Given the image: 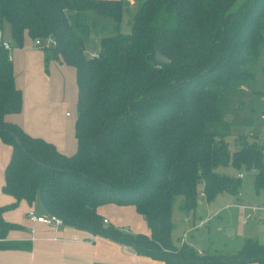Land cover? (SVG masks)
<instances>
[{
    "label": "trees",
    "instance_id": "trees-1",
    "mask_svg": "<svg viewBox=\"0 0 264 264\" xmlns=\"http://www.w3.org/2000/svg\"><path fill=\"white\" fill-rule=\"evenodd\" d=\"M234 1L135 0L121 33L122 0H0L10 46L49 37L45 59L73 67L76 91L75 149L65 154L8 120L22 95L0 45V140L11 149L1 191L12 199L0 206V250L28 248L3 241L19 227L2 214L36 199L63 226L163 264H264V244L253 238L232 255H197L170 238L178 197L186 215L200 193L206 203L237 195L240 178L218 167L251 172L252 188L264 189V145L249 134L264 117L253 113L264 0L229 11ZM90 33L99 36L97 57L84 51ZM155 52L167 62L156 63ZM235 127L249 132L234 130L228 141ZM105 206L131 208L146 233L103 224Z\"/></svg>",
    "mask_w": 264,
    "mask_h": 264
},
{
    "label": "rangeland",
    "instance_id": "rangeland-1",
    "mask_svg": "<svg viewBox=\"0 0 264 264\" xmlns=\"http://www.w3.org/2000/svg\"><path fill=\"white\" fill-rule=\"evenodd\" d=\"M240 2L241 0H235L231 4L229 11H235ZM122 3L124 9L122 11L120 32L126 33L128 31L129 16L135 7V0H122ZM89 18H92L91 14ZM0 31L2 40L10 42L8 24L5 21H3ZM98 40L99 36L94 33L88 35L84 40V51L86 54L99 50ZM26 41L29 42L30 40L26 39ZM30 43L32 42L30 41ZM31 48L41 55L42 66L45 68L44 73L39 74L38 77L44 82L45 86L42 87L41 84L38 83L41 96H39L35 106L39 104V107L42 106L44 109L40 112L41 120L47 124L52 122L58 126V128L55 127V131L57 130L56 140L58 144L62 146V149L57 147L55 143L54 145L61 151L69 153L75 149L73 139V124L76 118L74 69L72 66L58 63L53 59L46 60V56L41 48L34 47L33 44ZM12 52L11 50L9 51L10 54ZM14 53L16 55L17 53L22 54L18 49L15 50ZM23 56H26V54H23ZM256 67L255 90L258 91L257 93L259 94L253 97V113L255 116H258L264 112V57L259 58ZM17 73L18 71L16 75ZM33 78L35 80L34 76ZM47 89L48 95L44 97L41 91ZM65 113H67V115ZM261 122V118L258 117L250 132L259 134L262 130ZM237 129L238 131H248L241 127H235L231 132V136L226 138L228 141L232 140L235 134L234 130ZM216 171L227 175L242 173L243 176L240 178V185L237 193V195L240 196L239 200L242 201L240 203L250 207L264 206V189L255 191L252 188L251 172L236 171L231 167H218ZM181 201L182 199L178 197L171 211L170 220L173 229L170 238L173 243L181 245L179 240L185 233V244L183 243V245L201 254L207 253L209 255H232L239 250L242 239L244 238H253L257 243L264 244V225L260 223H258L256 227H254V225L250 227L249 224L246 226L242 225L239 210L235 208L225 209V206L236 203V199L227 195V193H222V195L217 196L209 203H206L203 199H199L196 203L195 210L186 215H183L179 211ZM30 210L36 215H41V217L47 216V214L42 212L40 203L36 199L31 205ZM21 213H23L21 209L15 211L16 215ZM103 218L113 227L120 229L123 233L129 232L130 234H135L147 231L142 219L138 217L134 211L124 216L119 213H113L111 215L106 214ZM259 227L262 228L261 231H258ZM228 230L232 232L231 235L228 234ZM139 257V260L142 261V259H144L146 261L145 264H163L162 262L153 261L143 256Z\"/></svg>",
    "mask_w": 264,
    "mask_h": 264
},
{
    "label": "crops",
    "instance_id": "crops-1",
    "mask_svg": "<svg viewBox=\"0 0 264 264\" xmlns=\"http://www.w3.org/2000/svg\"><path fill=\"white\" fill-rule=\"evenodd\" d=\"M30 41L32 42V40ZM30 41L28 42L25 40L22 44L23 48L22 46L19 48H13L11 46L10 49L13 51L11 54L9 53V55L13 66L14 83L21 91L22 104L19 113L8 115L7 118L9 121L18 124L27 134L41 137L53 145L55 143L57 147L62 149V146H60L56 140L57 130L55 131V127L58 128V126L52 122L47 124L41 120L40 112L44 109L42 106L39 107V104L35 106L39 96H41L38 83L41 84L42 87L45 86L44 82L38 78L39 74L44 73L45 68L42 66L41 55L36 50H32L31 45L33 43H30ZM6 42L10 45L9 41ZM17 49L20 50L22 54L17 53L16 55L14 52ZM23 54H26V56H23ZM17 71L18 73L16 75ZM33 76L35 77V80ZM41 94L44 97H47L48 89L41 91ZM65 114L67 115V113ZM57 147L55 146L57 150L65 154L73 152L71 151L66 153ZM10 151V146L0 140V206H4L12 202V199L1 191V186L3 185V171L8 161ZM239 198L240 196L238 199ZM239 201L242 202L241 200ZM30 208L31 206L29 207L24 202H20L15 209L2 214V219L4 221L16 224L19 227L17 230L7 232L3 241L27 243L28 248L23 250H0V264L146 263L144 259H142L144 263L139 260L140 257L129 247L119 245L114 241L95 237L65 226L53 227L31 222L27 218L28 212H32L37 217H41V215H36L32 210H30ZM18 209H21L23 213L16 215L15 211ZM132 211L133 210L131 208H115L113 206H105L100 211V215L103 217L106 216V214L111 215L113 213H119L124 216L131 214ZM239 214L242 216L243 212L239 211ZM258 223L260 222H258V219L254 217L249 218L247 221V224H249L250 227L253 225L256 227ZM261 230L262 228L259 227L258 231ZM229 232V235H231L232 232Z\"/></svg>",
    "mask_w": 264,
    "mask_h": 264
},
{
    "label": "built area",
    "instance_id": "built-area-1",
    "mask_svg": "<svg viewBox=\"0 0 264 264\" xmlns=\"http://www.w3.org/2000/svg\"><path fill=\"white\" fill-rule=\"evenodd\" d=\"M33 46L37 47V48H44L47 47L48 45L53 44L52 40L49 37H45V38H34L32 40ZM0 45L3 47V49L8 51V56L7 59L10 60V55H9V50L11 49V46L4 40H2V34L0 31ZM90 57H97V53L96 52H91L88 54ZM261 120H262V127H261V131L259 132L258 135V141L261 145H264V142H262V140L260 139L261 134L264 130V117L260 116ZM252 134V133H249ZM243 174L242 173H237V177L238 178H242ZM239 195L234 196L233 198L236 199V203H234L233 205H228L225 206V209L228 208H235L236 210H239L240 212H243V215L241 216V224L245 225L247 224V221L249 218H257L258 222H260V224L264 225V206H256V207H250L247 205H243L240 203L239 199H238ZM200 199H203V195L202 193H200L199 195ZM27 218L34 223L37 224H41V225H45V226H53V227H62V222L61 220H59L58 218L54 217V216H50L47 215L46 217H37L35 216L32 212H28L27 213ZM107 222L104 220L103 224H106ZM184 239H185V233L182 235V237L180 238V244L184 243ZM197 252V251H196ZM198 255H201L200 252H197Z\"/></svg>",
    "mask_w": 264,
    "mask_h": 264
},
{
    "label": "water",
    "instance_id": "water-1",
    "mask_svg": "<svg viewBox=\"0 0 264 264\" xmlns=\"http://www.w3.org/2000/svg\"><path fill=\"white\" fill-rule=\"evenodd\" d=\"M154 61L156 63H159V64H162V63H166L167 62V58L162 56L160 53L158 52H155L154 56ZM228 234H230L229 230H228Z\"/></svg>",
    "mask_w": 264,
    "mask_h": 264
}]
</instances>
